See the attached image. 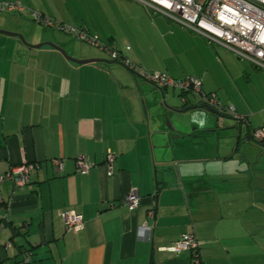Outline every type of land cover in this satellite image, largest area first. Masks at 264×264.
<instances>
[{"label":"crops","instance_id":"obj_1","mask_svg":"<svg viewBox=\"0 0 264 264\" xmlns=\"http://www.w3.org/2000/svg\"><path fill=\"white\" fill-rule=\"evenodd\" d=\"M35 1L49 12L48 1ZM126 1L137 12L129 38L117 47L113 37L104 41L147 71L201 77L202 89L216 92L241 117L197 108L170 130L153 106L157 85L60 29L58 18L44 30L0 17V29L23 34L29 44L0 33V175L39 166L27 185L0 187V264H26V251L31 264H193L191 251L170 249L185 233L200 241L201 264H242L252 255L245 241L264 235V148L246 138L245 125L252 134L264 127V116L257 121L264 107L246 105L227 82L234 85L245 64L234 68L233 57L219 55L200 34ZM54 3L63 24L80 22L64 0ZM55 45L76 60L110 62H77ZM162 90L170 104L203 105L191 93ZM109 150L116 154L111 168ZM79 155L95 162L87 174L76 166ZM54 158L63 160L62 169ZM132 189L141 197L136 209L123 203ZM68 209L84 217L79 231L66 230ZM235 238L241 240L236 253Z\"/></svg>","mask_w":264,"mask_h":264},{"label":"built area","instance_id":"obj_2","mask_svg":"<svg viewBox=\"0 0 264 264\" xmlns=\"http://www.w3.org/2000/svg\"><path fill=\"white\" fill-rule=\"evenodd\" d=\"M150 9L163 14L169 20L179 23L189 30L200 34L209 43L221 46L234 53L240 59L246 60L256 68L264 70V0H134ZM27 9L32 19L37 23L48 26L54 25V20L36 9L27 8L21 0L0 1V11H16ZM59 27V26H58ZM60 29L77 34L81 40H88L91 45L108 52L112 59L121 61L128 69L137 75L155 83L161 88H177L183 93H191L199 97L201 103L217 109L222 114H230L237 118L234 105L223 104L216 92H205L202 89V78L189 75L184 78H174L167 72L147 71L139 64L125 57L121 51L111 48L104 42L91 35L86 29L79 30L61 23ZM184 102L185 98L183 99ZM254 137L264 141V127L257 128ZM115 152L109 150L105 155V162L111 168L115 161ZM56 169H62L63 160L52 159ZM76 166L80 173L87 174L95 162L85 155L76 157ZM37 163L12 167L5 174L0 175V187L6 181H11L15 187L25 186L30 182V173L38 168ZM123 203L130 209H136L141 203V197L132 189L124 198ZM4 199L0 189V207ZM67 231H79L84 227V217L72 209L62 213ZM0 226H3L1 223ZM200 241L192 234L185 233L170 247L171 250H188L193 253V264H201L199 255ZM31 251L23 254L26 264H31Z\"/></svg>","mask_w":264,"mask_h":264},{"label":"rangeland","instance_id":"obj_3","mask_svg":"<svg viewBox=\"0 0 264 264\" xmlns=\"http://www.w3.org/2000/svg\"><path fill=\"white\" fill-rule=\"evenodd\" d=\"M12 1V0H10ZM31 0H21L23 4L27 8H33L37 9L41 13L45 14L46 16L52 17L53 19L58 18L56 21L57 26L60 27L62 21H60L59 17H55L53 12L55 9H57V5L54 3V0H44V3L46 4V1L49 2V5L47 6L49 12H46V9L44 10V13L39 7H35L33 4L30 3ZM34 2H36L34 0ZM66 6H68V10L73 12L75 17L79 18L80 22H70L64 23L65 25L72 27V25H82L86 28H90L93 32H101V38L99 35H95L91 33L94 37L99 39L101 42L106 43L111 48L112 45L111 39H106L105 37H113V44L115 47H117V44H124L126 40L129 38L130 32H131V14L137 13L132 8V6H129L126 0H64ZM65 4L63 3V7H65ZM46 6V5H45ZM44 7V5H43ZM60 14V12H58ZM29 14V11L25 9L22 10H16V11H0V17L8 19L12 25L13 22L17 23L22 26V23L38 26L44 30L53 29V27L48 26L44 23H37L35 22L31 17L27 16ZM30 15V14H29ZM25 18H29L31 21H25ZM62 20V19H61ZM82 20V21H81ZM7 23L6 21L3 22V24ZM76 23V24H75ZM8 25V24H7ZM11 25V26H12ZM76 28V27H72ZM77 29L82 30L81 28L77 27ZM5 30V29H1ZM7 31V30H5ZM14 32V31H9ZM69 33L71 35L77 36L74 32L69 29V31H66V33ZM89 32V31H88ZM90 33V32H89ZM21 34V33H20ZM78 37V36H77ZM79 38V37H78ZM12 40H15V38H12ZM81 42L86 43V45L91 46V44L88 42V40H81ZM209 43V42H208ZM213 45V44H211ZM94 46V45H92ZM216 49L219 55H222L223 53L229 55L230 57H233V65L234 68L237 67V64L242 65L245 64L246 66V73L245 71H239L237 73H240L241 77H237L236 74L233 77V83L234 85L237 83V85L230 84L229 80L227 81L229 84V89L233 86L232 93L236 96H241L243 98V102L246 105H250L253 109H262L264 107V70L256 68L251 63L239 59L234 53L228 51L227 49L213 45ZM96 47V46H95ZM114 49V48H113ZM13 51L12 46L10 45L9 53L8 55H11L10 51ZM15 54V53H14ZM117 61V60H116ZM233 68V69H234ZM264 114L260 116L257 121L263 119ZM253 229V226H252ZM260 233H264V230H260ZM264 237L263 234L261 235H252L249 238V241H245V247L248 246L250 249V252L252 253L251 256H248V258L243 262L242 264H264V250L261 247H264V240L261 238ZM233 245H231V250L235 253L239 249V243L241 242L240 239L235 238L232 239ZM257 250H262L261 253H258ZM257 253H254V252ZM254 253V254H253Z\"/></svg>","mask_w":264,"mask_h":264},{"label":"water","instance_id":"obj_4","mask_svg":"<svg viewBox=\"0 0 264 264\" xmlns=\"http://www.w3.org/2000/svg\"><path fill=\"white\" fill-rule=\"evenodd\" d=\"M0 33H5V34H9V35H13V36H18L25 44L29 45L27 43V41L25 40V37L23 34L20 33H14V32H9V31H5V30H1L0 29ZM53 45V43H51ZM42 44L36 45V46H41ZM31 46V45H30ZM35 46V45H34ZM56 46V45H55ZM67 58L75 60L77 62H83V63H87V62H110L107 59H101V58H92V59H86V60H76L70 56L67 55L66 51L59 47L56 46ZM122 65H124L121 62ZM125 66V65H124ZM126 67V66H125ZM128 69V68H127ZM131 73H135L133 70L128 69ZM158 91H155L152 93V101H153V106L155 108L161 109V111H159V113H157V115L159 117H162L164 119V123L166 124V126L168 127V129L170 130H175L174 127V123H185V118H182L181 116L184 115L187 111L193 110V109H197V108H204L206 109L208 112L212 113L213 115H216L219 118H225V115L222 114L221 112H219L217 109L207 105V104H203V105H195V106H185V104H170L167 101V97L166 94L164 92V90H162L161 87L157 86ZM159 96H161V98H159ZM239 120V119H238ZM246 125V129H247V139L250 141H253L254 143L261 145L262 148H264V142H261L259 140H257L254 135L252 133H250V129L248 128V125Z\"/></svg>","mask_w":264,"mask_h":264},{"label":"flooded vegetation","instance_id":"obj_5","mask_svg":"<svg viewBox=\"0 0 264 264\" xmlns=\"http://www.w3.org/2000/svg\"><path fill=\"white\" fill-rule=\"evenodd\" d=\"M264 142V141H263Z\"/></svg>","mask_w":264,"mask_h":264}]
</instances>
